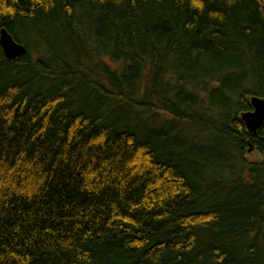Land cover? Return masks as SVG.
<instances>
[{"label":"trees","instance_id":"trees-1","mask_svg":"<svg viewBox=\"0 0 264 264\" xmlns=\"http://www.w3.org/2000/svg\"><path fill=\"white\" fill-rule=\"evenodd\" d=\"M1 28L0 264H264V0H0Z\"/></svg>","mask_w":264,"mask_h":264},{"label":"water","instance_id":"water-1","mask_svg":"<svg viewBox=\"0 0 264 264\" xmlns=\"http://www.w3.org/2000/svg\"><path fill=\"white\" fill-rule=\"evenodd\" d=\"M0 46L6 58L14 59L26 52L24 45L14 40L12 35L5 28L0 30ZM252 110L241 113V122L250 133H256L264 120V98L252 96L250 99ZM250 147L248 151H251Z\"/></svg>","mask_w":264,"mask_h":264},{"label":"rangeland","instance_id":"rangeland-1","mask_svg":"<svg viewBox=\"0 0 264 264\" xmlns=\"http://www.w3.org/2000/svg\"><path fill=\"white\" fill-rule=\"evenodd\" d=\"M247 155H248L249 158H256L258 156V154L256 152H254V151L249 152Z\"/></svg>","mask_w":264,"mask_h":264},{"label":"bare ground","instance_id":"bare-ground-1","mask_svg":"<svg viewBox=\"0 0 264 264\" xmlns=\"http://www.w3.org/2000/svg\"><path fill=\"white\" fill-rule=\"evenodd\" d=\"M19 43V42H18ZM21 44V43H20ZM4 54V53H3Z\"/></svg>","mask_w":264,"mask_h":264}]
</instances>
